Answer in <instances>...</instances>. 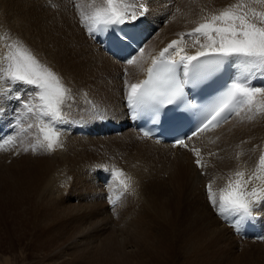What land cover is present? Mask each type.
<instances>
[{
    "label": "bare ground",
    "instance_id": "bare-ground-1",
    "mask_svg": "<svg viewBox=\"0 0 264 264\" xmlns=\"http://www.w3.org/2000/svg\"><path fill=\"white\" fill-rule=\"evenodd\" d=\"M97 1L83 0L81 2V0H76V4H84L83 6L87 7L85 11L88 10L90 15L96 8L104 5V0L96 4ZM23 2L26 7H22L18 0H0V58L3 57L7 46L11 43L10 38L15 36L14 33L12 35L10 28L12 25L10 23L17 20L23 28L25 27V30L22 31L23 34L21 36L19 34L18 38L38 58L43 57L39 60L62 76L66 85L72 89L74 101L71 115L76 121L72 124L76 126L74 132L76 137L70 136L71 133L68 129L58 127L61 131L60 142L62 147H56L54 151H49V154H46V150L45 153L39 149L32 150L37 139L35 129L22 133L21 152L25 158L22 156L18 161L29 168L25 174L17 178L16 185L21 187V183L26 180V188L40 198V205L38 206L43 208H37L36 216L38 221L45 225L40 228L38 234V236H41L40 240L46 241V243L41 241L42 246L39 248V252L44 255L43 262L49 256H52L49 257L50 260L55 261L60 257L69 255L70 252L72 253L73 250L70 251V248L73 247L71 244L81 239L79 234L87 235V239H92L96 231H101L98 235L101 239L104 234L107 235L108 229L110 232L114 230V224L116 227L124 224V222L126 223V221L131 222V230L134 227L133 239L127 240L121 245L120 250L118 247L117 250L123 251L122 253L125 254L124 256L130 264L245 263L247 255L244 252L247 249L246 247L244 249L238 247L237 251L235 243H238L239 246L249 247H258L257 245H259L264 253V243L238 242L230 232L231 230L220 224L211 214L208 215V212H205L207 215L204 214L205 217L207 216L205 219L201 217L203 213H200V216H195L190 210L191 208H183L182 199H184V196L179 195V193L182 194L185 189H188V184H191V186L196 184L198 190L202 192V188L208 180L226 186L229 179H236L234 175L236 171H243L245 173L244 179H247L256 170L259 157L264 154V111L260 110L261 102H264V96L258 94L255 97V103L251 111L245 105L237 110L238 114L234 112L219 126L190 139L186 147L155 144L140 138L129 125V118L124 104L126 98L125 82L127 81L129 85L139 83L152 60L158 58L160 52L173 40L180 41V43L174 49H170L169 53L175 55L177 49H183L181 54H195L198 48V45L193 47L195 37L184 35L181 40V34L190 33L198 24L203 22V19L210 18L212 14H218L230 6H239L249 12L250 9L252 12H264V3L259 2V0H209L208 3L211 2V7L209 4V8H207V6L203 7V3H200L202 0H148L150 9L148 15L135 22V24L139 23L141 25L146 34L142 46L137 52L131 53L129 57H124L123 60H115L100 49L99 43L94 42L92 36H88L87 28L79 23L81 13L86 14L85 16H87V13L81 10L80 7L71 6L67 2V10H60V18L63 21L62 30L71 31H69L70 34L66 41L73 49V53L75 51V53L81 54V59L85 55L83 64L75 65L77 60L74 62L71 59L72 56L69 58L61 57L59 56L60 51L58 52L57 49L49 46L54 42V37L51 35L54 27L46 30L45 22L43 25L40 13L35 9L36 6L34 8V1L24 0ZM139 2H142V0H138ZM199 4L200 6L203 5L200 10H198ZM23 8H25V11H23ZM39 8L41 9V7ZM39 8L38 10H40ZM41 10L42 13L43 10ZM78 14L80 17L77 18L75 23L73 17ZM45 17L43 16V18ZM47 20H49V23L51 22L49 18ZM57 21L58 19L55 22ZM58 22L60 23V21ZM22 27L20 26V28ZM69 32L67 31V33ZM54 33L56 34V30ZM57 33L60 32L57 31ZM60 35L67 36L61 33ZM59 40L58 43L62 39ZM64 41L62 40V42ZM69 44L67 45L69 46ZM141 49H143L142 52ZM64 52L66 53L65 50ZM73 53L71 51L70 54ZM165 55L167 56L168 53ZM176 57L179 58V56ZM129 58H135L136 62L128 64ZM78 59L80 58L78 57ZM53 61L62 65L57 64V68L52 67L53 65L50 66V64ZM85 70L90 71L89 75ZM83 75L85 78L87 76L88 79H85ZM77 76H83L84 80L78 82ZM252 84L255 87L264 88V77L258 76L252 81ZM25 94L27 93L25 92ZM94 107L99 108L106 114V119L96 120L94 124H96V127L98 126L99 131L96 129L98 132L109 135V138L112 137L111 140L107 141L110 146H114L116 142L115 146L124 147L134 140L135 142L132 144L134 147L136 146V149L141 151L148 149L150 155L151 152H154V156L157 153L161 158L157 157L160 159L159 164L156 162L157 166L152 160L155 165H152L153 167L149 171L147 167L142 170L144 164L142 168L132 169V166L130 169H125L128 170L127 174L130 178L129 183H127L133 185V192L131 195L129 194L131 192H128L116 201V206L111 210H114L115 215H110V220L106 209L100 212L99 203L102 202L98 199H101L105 194L103 193L104 183H102L103 185L100 184L98 181L100 177L98 174L96 176L94 169L103 170L100 167L101 165L107 166L109 169H117L121 164L117 165L110 150L101 148L99 150V143L102 141H90L86 139V134L83 135L78 132V129L83 126V122H89L87 114ZM28 123H36V120L34 118L26 119L23 127L26 128ZM115 124H126L127 126L119 133L109 131L108 126ZM215 137L217 142L213 144L210 150L212 151L211 154H214V151H216V154L209 161L204 160V151L209 144L214 142ZM31 141L32 145L30 144ZM14 147H11V150ZM68 147H71V151L67 158L66 150ZM24 148L29 150L24 151ZM110 149L112 150V148ZM186 152H189L192 158L199 157L202 167H198L195 162L192 163L195 167L192 166L190 159L186 156L188 154H185ZM88 153H93L94 157L92 158L94 159L85 158ZM76 154L77 158L75 159ZM162 154L174 157L168 159ZM178 154H184V156L176 157ZM12 155H17V152ZM79 155H84V158H82L83 156L79 158ZM205 163L208 166H205ZM133 165L137 164L133 162ZM165 172L169 175V178L166 177L168 181L172 178L178 181L177 190L175 189V194H178L175 196H171L173 192H170L174 187L171 188L170 183L162 181L161 177ZM53 185L55 190L52 189ZM253 186L259 187L260 181H255L254 184L250 183L249 189ZM100 190L103 193L101 197ZM30 198L29 195L26 205ZM96 201H98V204ZM78 212H80V215ZM123 227L125 225L121 229ZM251 231L252 234H255L256 231L259 232L254 229ZM72 235H74L72 238H67ZM140 239L142 240L141 245L139 244ZM83 243L85 242L83 241ZM83 243L80 244L84 245ZM85 244L87 245V242ZM11 252H13V247ZM74 253L72 254L74 255ZM260 253L261 251H259ZM259 254L256 255L258 259ZM256 256L255 258L249 256V264L255 262ZM263 257L260 256L262 259ZM38 262H42V260Z\"/></svg>",
    "mask_w": 264,
    "mask_h": 264
},
{
    "label": "snow or ice",
    "instance_id": "snow-or-ice-1",
    "mask_svg": "<svg viewBox=\"0 0 264 264\" xmlns=\"http://www.w3.org/2000/svg\"><path fill=\"white\" fill-rule=\"evenodd\" d=\"M259 2L264 3V0ZM149 10L148 0L139 3L138 0H104V5L90 15L81 13V23L92 38L107 36L112 26L135 24L147 16ZM184 35L195 37L193 47L198 45V48L194 55L181 54L183 49H177L175 55L169 53L180 43L173 40L152 60L147 79L130 85L125 82L129 116L156 126L202 116L198 129L202 131L218 118L226 120V113L237 112L245 105L251 111L255 97L264 96V88L252 84L258 76L264 77V12L250 15L239 6H230L206 18L190 33L181 34V40ZM120 38L124 42L130 39L123 33ZM135 62V58L127 61L128 64ZM230 71L229 80L212 102L200 103L197 96ZM73 101L72 89L63 77L43 64L22 40L16 38L7 46L0 58V119L10 113L9 127L13 131L7 138L0 137V142L15 144L19 134L35 129L37 139L33 151H54L62 147L61 131L56 126L76 123L71 115ZM261 103L264 106V102ZM87 115L92 121L106 119V114L96 107ZM28 118H34L36 123L22 127ZM142 131L145 137L153 135L151 129ZM175 144L186 146L183 138ZM195 163L202 167L199 158ZM100 167L109 173L110 182H118L128 190L129 184L121 179L125 176L123 170ZM234 175L236 179H229L218 198L209 183L207 198L217 215L240 234L264 212V154L260 155L256 170L247 179L243 171H236ZM255 181H260V186L249 189V184ZM115 203L109 196V204Z\"/></svg>",
    "mask_w": 264,
    "mask_h": 264
},
{
    "label": "rangeland",
    "instance_id": "rangeland-1",
    "mask_svg": "<svg viewBox=\"0 0 264 264\" xmlns=\"http://www.w3.org/2000/svg\"><path fill=\"white\" fill-rule=\"evenodd\" d=\"M18 1H19L20 5L22 7L23 6L26 7L24 2H23L24 0H18ZM21 1H22V3H21ZM33 1H34L33 2L34 8L36 6L35 9L40 13V17H42L41 19L43 21V25H44V22H45L44 26H45L46 30L52 29L54 27V29L51 31V33H52L51 35H53V37H54V42L49 44V46H51L53 49H57L58 52L60 51L61 53L59 52V56L67 57V58L72 56L71 59H73L74 62L77 60L75 62V65H77V64L78 65H82L83 61L85 59V55H84L83 59H81L82 58L81 54H78L77 52H76L77 53L76 54L75 51L73 53V49L71 48L70 44L66 41V39H67V37H68V35L70 34L71 31L70 30H66V29H64V31L62 30L63 21L60 18V10H62V9L67 10V8H66V4L68 5L67 2H69L71 6L80 7L81 10H83V11H85V9L87 7L83 6L84 4H76L77 3L76 0H33ZM82 1L83 0H81V2ZM101 1L102 0H98L96 2V4H98V2L100 3ZM199 1H201V0H199ZM205 1H207V2L205 3ZM208 2H209V0H202V2H200V3H203L204 6L202 4L200 6V4H199V6H198L199 9L198 10H200L202 8V6L203 7L207 6V8H209L208 5L211 2L210 3H208ZM27 7L29 8V6H27ZM39 7H41V9L44 12ZM210 7H211V4H210ZM38 8L42 11V13L40 12V10H38ZM75 9L78 12L76 7H75ZM23 11H25V8H23ZM85 12L87 13V15H89L88 14V10H86ZM251 13H252V11L250 9L249 14L251 15ZM54 14L56 16L58 15L57 16L58 18ZM43 16L44 17L46 16V17L43 18ZM78 17H80L79 14L78 15H74L73 21L75 23H76ZM48 18L51 20L50 23H49V20H47ZM55 19L56 20L58 19V21H60V23L57 21L58 22V24H57V22H55L56 21ZM15 22L14 23H10V25H12V26H10V28L12 30V35H13V33L15 35V36H13V37H15L14 39H13V37L10 38L11 39L10 40L11 43L16 38L19 37V34L21 36L23 34L22 31L25 30V27L23 28L19 21L16 20ZM203 22H204V19H203ZM79 23L82 24L81 23V19L79 20ZM55 24H57V25H55ZM20 26L22 28H20ZM55 30H56V34L54 33ZM57 31L60 32L61 34L67 35V36L60 35V33H57ZM67 31L68 32L70 31V32L67 33ZM88 36H90L89 33H88ZM64 37H65V39H64ZM58 38L62 39V40H65L64 42H62V40H61V42L63 44L61 42L58 43V41H60ZM67 44H69V46ZM64 50L66 51V53L64 52ZM68 51H69V53H68ZM71 51H72L73 54H70ZM75 56H76V59H75ZM78 57L80 59H78ZM38 59H43V57H39ZM55 62L56 61H53L50 64V66L53 65L52 67H56L57 68V64L58 65L61 64V63L59 64L58 62H56V65H55ZM85 71L89 75L90 71H88V70H85ZM83 76L82 77H80V76L76 77L78 79V82L84 80L85 76H84V78H83ZM86 78H87V76H86ZM9 107L11 108L13 106H9ZM246 108H248V106H246ZM261 109H262V111H264V106H261L260 110ZM11 119H12V117H11L10 113L6 114L3 119H0V137L7 138L12 133L13 130H12V128L9 127ZM45 119H47V118H45ZM94 122L95 121H92V120H89V122L88 121L83 122V126L78 129V132L83 134V135L86 134V139H88L90 141H97V142L99 140L102 141L101 143H99L100 147L97 146V145H95V146L99 147V150L101 148V149H106V150H110L111 151V153L114 155V159L117 162V165L121 164V165L118 166L117 169H121L125 173V176L121 177V179H124L126 183L127 182L129 183V181H128L129 180V175L127 174L128 170L126 171L125 169H130L132 166H133L132 169L142 168L143 164H144L145 166L142 168V170H144L145 167H147L148 171H149V170H151V167H153L155 164H156L155 166H157V163L158 164L160 163L159 161H160L161 158L157 155V153L154 156L155 153L151 152V155H152V159H151L150 151L148 149H145L143 151H141L140 149H136V146L134 147L133 144H132L135 141L132 140V139H131L132 141H130V144L127 145L128 147L127 146H124V147L123 146H121V147L118 146L117 147V145L115 146V144H117L116 142L114 143V146H110L109 145L110 143L107 142V141L111 140L112 137H110L111 138L110 139L109 135H107L105 133L98 132L99 131L98 130V126L96 127V124H94ZM91 125H93V126H91ZM22 127H23V125H22ZM56 127L57 128L60 127V128L68 129L70 131V133H71L70 136H75L76 135V134H74V132L76 131V126L75 125H72V124H61V125H57ZM93 135H95V136H93ZM94 137H95V139H94ZM21 139H22V133L19 134V138H18V140L16 141L15 144L0 142V264H130L128 262V259L125 258V256H124L125 254L122 253L123 251H121V252L119 251L120 248H121V245H123L129 239H133V234H134L135 230H134V227L131 230V228H130V223L131 222H129V221H126V223L124 222V224L119 225L120 227L119 226L115 227V224H114V230L112 232H110V230L108 229L107 230L108 232L106 233L107 235L104 234L103 237L101 235V237H102L101 239L98 237V235L101 233V231H99V232L96 231L94 233L95 236L92 237V239L91 238L87 239L88 238L87 235L79 234V237L81 239L78 240L77 242L71 244L73 247L70 248L71 250L69 249L70 251L73 250L75 252L74 253L72 251V253H74V255L69 251L70 254L65 256V257H60L61 259L58 258L55 261H52V259L51 260L49 259V257L51 258L52 256H49L43 262L44 255L42 254V252L41 253L39 252V248L42 246V242L46 243V241L45 240L42 241L43 239L40 240L41 236H38V234H39L40 228H43L45 225L43 223H40L38 221V219H37V216H36L37 208H43L41 206H38V205H40V198L34 192H32V191H30L29 189L26 188V180H24L21 183V187L16 185V180H18L17 178L19 176L25 174L27 172V169L29 168L27 165H24L23 163L20 164L19 161H18V160L21 159L22 156H23V158H25V156L21 152V148H22V140ZM104 142L106 143V145H105ZM216 142H217V140H216V137H215L214 142L212 144H209L206 147V149L204 151V155H205L204 156V160H208L209 161L210 158L214 157V155L216 154V151H214V154H211L212 151L210 150V148ZM30 144L32 145V141H31ZM131 144H132V146H131ZM11 147H14V148L11 150ZM106 147H108V148H106ZM132 147H134L135 150ZM70 148L68 147L67 148L68 151L66 150L67 158H68V156L70 154V151H71ZM110 148H112V150ZM42 151L45 153V150H42ZM14 152H17L19 154L14 156V155H12ZM48 152L49 151H47L46 154H49ZM131 154H132V156H131ZM185 154H188L186 156H188V158L190 159L191 164L194 163L193 161H195V160H197L199 158V157L192 158V155L189 152H186ZM162 155H164V154H162ZM80 156H83L82 158H84V155H79V158H80ZM87 156L85 158H88L90 160L94 159V158H92V157H94L93 153H88ZM143 156H144V158H143ZM164 156L167 157L168 159L171 158V157H174V156H169V155H164ZM182 156H184V154L176 155V157H179V158L182 157ZM157 157H159L160 159L157 158ZM67 158H66V160H67ZM76 158H77V154H76L75 159ZM75 159H74V161H76ZM141 159L144 160V161L141 162L142 161ZM118 160H120V161H118ZM152 160L155 162V164H154V162ZM145 161H147V162H145ZM133 162H134V164H137V165H135L136 167L133 165ZM150 163H151V165H149ZM26 166H27V168H26ZM192 166H194V165L192 164ZM205 166H208V164L205 163ZM94 170H95L94 172L96 173V176L98 174V176L100 177V180H98L100 182V184L103 185L102 183H104V185H103V188H104L103 193H105V194L103 195L102 190H100V192H99V194L102 193L100 195V197L102 195L104 197L102 196L101 199H98V201L101 200L100 202H102V203H99L100 204L99 207L101 208L100 212H103L106 209L107 210V215L109 216V220H110V215L111 216L115 215L114 210L113 211H111V210L113 209L114 206H116V203L114 205H110L109 204V196H111V198L113 200L118 201L119 198L123 197L128 192H131V193H129L130 195L132 194V192H133V187L132 186L133 185L129 184L128 190L125 191V189L118 182H115V181H111L110 182V176H109L108 172H105L103 170H98V169H94ZM167 172H165L164 175H162L161 178H162V181L168 182V184L170 183L169 186L171 188H172V186L174 187L172 189V191H170V192H173V194L171 196H175V195L178 194V193L175 194V191L177 190L176 186H178V181H177V179H173V178H172V180L168 181L167 179L169 178V175L167 174ZM167 176H168V178H166ZM132 183H133V180H132ZM208 183L212 184L213 191L217 193V198L219 197L220 191L227 186V185L225 186L223 184L220 185V183H213L210 180H208L204 184V186L202 188V192H200L198 190V186L196 184H192V186H191V184H188V189L187 190L185 189V191L182 194L179 193L180 196H182V195L184 196V197L182 196L184 199H182V197H181V199L183 200V202H182L183 203L182 204L183 208H187V207L189 209L191 208L190 210H192V212L194 213L195 216H197V215L200 216L201 215L200 213H203L201 217H203L205 219H206L207 216L205 217L204 214H206L208 212V215L211 214V216H213L220 224H222L225 227H227L228 229H230L231 230L230 232L237 239L238 242H241V243H248L249 242V243H253V244L254 243L255 244L264 243V241H262V240H261L262 242L261 241L258 242V241H254V240H247V238H244L243 240H241V239H239L241 237L237 235L235 230L227 222L223 223L221 217L218 216L217 213L209 205L208 198H207V192L205 190V185L208 184ZM52 189L55 190L54 185L52 186ZM196 190H197V192H196ZM29 195L31 196V198H30V201L28 202V204L26 205L27 197ZM195 197H196V199H195ZM98 201H96V203ZM200 201H202L203 203L200 202ZM204 204H205L206 207L204 206ZM202 206H203L204 209L202 208ZM199 208H201V209H199ZM195 210H196V212H194ZM78 214L80 215V212H78ZM260 215H261L260 217H262V218L259 217L256 220V222H253L251 224L252 225L251 230L252 229L258 230L259 232H263L264 231V229H263L264 228V212H262ZM253 224H256L258 227L253 225ZM124 225H125V227H123L121 229V227L124 226ZM73 236L74 235L69 236L67 238L70 239ZM118 236H119V238H118ZM262 236L264 237V233H263ZM82 240L85 243L87 242V245L89 247L85 243H83ZM93 240H94V242H93ZM38 243H39V246H38ZM80 243H83L84 245H82ZM141 243H142V240L140 239L139 244L141 245ZM235 246H236V249L238 247H239V249H242V248L244 249L246 247L247 250H246V252H244V254H246L247 257H248V258L245 257V259L247 260V262L245 260L246 264H249V256H254V258H255V256L259 254V251H261V253L259 255L261 257L264 256L263 255L264 253L262 252V249H261V247H259V245H257L259 247L258 248V247H253V246H251V247L243 246V245L239 246L238 243L237 244L235 243ZM12 247H13V252H11V248ZM117 247L119 248V250H117ZM237 251H238V249H237ZM250 253H252V254L250 255ZM260 256H259V259L263 262L262 264H264V260H263L264 257L262 259V258H260ZM66 257H68V258H66ZM62 259H64L65 261H63ZM259 259H258V256H256V260L257 261L255 260V262L256 263L260 262L258 264H261V261H258ZM39 260H42V262H38ZM255 262H253V263L250 262V264H254ZM242 263L245 264L244 262H242Z\"/></svg>",
    "mask_w": 264,
    "mask_h": 264
}]
</instances>
